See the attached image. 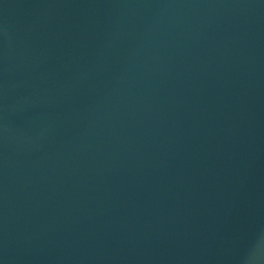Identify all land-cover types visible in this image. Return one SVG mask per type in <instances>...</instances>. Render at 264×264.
<instances>
[{"label": "water", "instance_id": "water-1", "mask_svg": "<svg viewBox=\"0 0 264 264\" xmlns=\"http://www.w3.org/2000/svg\"><path fill=\"white\" fill-rule=\"evenodd\" d=\"M0 264H264V0H0Z\"/></svg>", "mask_w": 264, "mask_h": 264}]
</instances>
